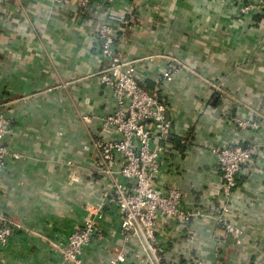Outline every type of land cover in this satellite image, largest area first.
<instances>
[{"label":"crops","instance_id":"crops-1","mask_svg":"<svg viewBox=\"0 0 264 264\" xmlns=\"http://www.w3.org/2000/svg\"><path fill=\"white\" fill-rule=\"evenodd\" d=\"M78 1L60 0L55 6L52 0H0V110L11 121L5 143L19 156L7 162L0 177V214L28 230L11 236L0 255L5 264H70L50 243L63 241L79 226L85 204L100 200L97 194L90 197L88 189H108V181H99L94 171L90 134L95 126L89 130L80 119L86 112L112 110L111 94L89 77L105 66L96 40L104 16L92 8L77 21L71 15ZM193 1L188 10H173L172 0H161L168 8L163 19L142 15L145 30L117 45L137 73L152 81L168 62L143 61L148 55L175 57L197 72L198 77L178 74L160 92L182 152L162 169L157 187L162 193L178 187L186 206L206 207L213 198L203 192L220 184L210 147L238 141L259 149L243 169L240 197L231 212L242 238L224 240L223 229L201 220L179 225L160 219L154 233L170 245L173 264L195 259L264 264V132L237 131L218 120L229 108L237 116H264V36L253 24L236 19L230 0ZM120 5L115 0L110 8ZM227 34L229 44L222 41ZM202 35L211 43L202 46ZM208 50L210 58L204 54ZM202 78L216 81L227 98ZM67 162L74 166L77 183L68 182ZM102 212L101 233L82 263L107 264L121 251L125 263H133L141 252L137 242L124 241L116 208L108 204Z\"/></svg>","mask_w":264,"mask_h":264},{"label":"built area","instance_id":"built-area-1","mask_svg":"<svg viewBox=\"0 0 264 264\" xmlns=\"http://www.w3.org/2000/svg\"><path fill=\"white\" fill-rule=\"evenodd\" d=\"M92 1L79 0L71 16L78 21L92 8L94 14L104 16L98 25L96 40L105 66L89 74V77L94 78L103 90L111 94L113 105L112 110L105 115L86 112L80 115V119L89 130L95 126L90 134L95 156L94 171L102 180H107L109 185L106 190L88 189L90 197L97 194L100 200L85 204L79 226L69 232L63 241L50 243L52 249L65 262L83 264L88 248L101 233L102 209L108 204L119 213L118 227L124 241L133 239L140 247L141 252L134 256L131 264H173L170 245L154 233L160 219L179 225L201 220L223 229L224 240L242 238L243 232L236 227L231 212L240 197L238 182L243 169L251 163L259 148L256 145L244 147L238 141L210 147L209 153L220 173V184L216 190L213 188L203 192L204 197L213 198L206 207L186 206L184 195L178 187H170L162 193L157 187L156 178L161 175L163 168L176 163L179 156L167 141L174 131L170 112L155 93L139 85V81L150 77L137 73L132 62L120 53L115 40L118 34H124L127 38L128 34H138L145 30L140 24L142 15L150 16L151 21L156 16L162 20L168 8L161 0H121L117 9L106 7H110L115 0H95L91 8ZM224 1L221 0V3ZM230 1L238 21L254 25L255 17L264 12V0ZM52 2L55 6L60 5V0ZM172 2L173 10H188L194 1ZM258 26L264 36V22ZM21 42L24 44L25 40ZM156 58H165L168 65L163 72L154 76L155 83L170 82L182 71L198 77L195 69L175 57L148 55L142 60L151 63ZM210 81H206V84L216 90L217 87ZM228 112L229 109L222 115L223 119L218 120L227 122L237 131L264 132L263 115L253 114L239 119L228 115ZM10 128V119L0 110V177L7 162L19 158L5 143ZM67 166L71 168L69 184L77 183L79 179L72 169L73 164L67 162ZM18 231L28 232L18 222L0 214V255L8 246L11 236ZM0 264L5 262L0 260ZM107 264H126L124 253L119 252ZM192 264L206 263L195 259Z\"/></svg>","mask_w":264,"mask_h":264},{"label":"trees","instance_id":"trees-1","mask_svg":"<svg viewBox=\"0 0 264 264\" xmlns=\"http://www.w3.org/2000/svg\"><path fill=\"white\" fill-rule=\"evenodd\" d=\"M95 4V0H93L91 3H90V7L92 8ZM108 8H110L109 6H106ZM94 11V9H93ZM261 18L264 19V12L261 13V14H258L256 17H255V23H254V27L258 29V31L260 32L259 30V21L261 20ZM261 33V32H260ZM126 35L124 34H118L116 40H115V45H118V44H121L123 42ZM257 63V60L254 59ZM10 62V61H9ZM184 63V62H183ZM10 64V63H9ZM167 67V66H166ZM0 69L2 70V73L4 72L3 69H2V65L0 63ZM165 83L163 82H157L155 83L154 81H152V79L148 78V79H145V80H141L139 81V85L144 88L146 91L150 92V93H155L156 96L158 97L159 101L163 102L165 104V106L168 108V103L165 101L164 97L162 96V94L160 93L162 91V88L164 86ZM169 109V108H168ZM170 112V111H169ZM228 115H233V116H236L234 115V112L233 110H230L228 112ZM248 117V116H247ZM167 141L169 143V145L174 148L175 150H177L178 154L182 152V148L180 146V142H179V139L176 138L173 134H171V136L169 138H167ZM242 146H246V145H243L241 142H239ZM248 146V145H247ZM98 180L101 181V177L99 176L98 177ZM239 183V182H238Z\"/></svg>","mask_w":264,"mask_h":264},{"label":"rangeland","instance_id":"rangeland-1","mask_svg":"<svg viewBox=\"0 0 264 264\" xmlns=\"http://www.w3.org/2000/svg\"><path fill=\"white\" fill-rule=\"evenodd\" d=\"M222 41L225 43V44H229L230 43V41H231V38H230V36L227 34V35H223V38H222ZM207 42H209L208 41V37H206V36H204V35H202L201 36V45L202 46H205L206 44H207ZM209 43H211V41L209 42ZM208 43V44H209ZM207 54L208 56H209V58L210 57H212V52H210L209 50L208 51H205L204 52V54ZM257 60V59H256ZM186 66H188V65H186ZM189 67V66H188ZM183 72V71H182ZM181 72V73H182ZM212 85H215L216 87H217V89H216V91H218L221 95H223V97H226L225 96V94H226V92L223 90H221L220 89V87L218 86V84L216 83V81H214V82H212L211 83ZM216 91H215V89H213V92H215L216 93ZM227 98V97H226ZM230 101H232V100H230ZM238 102H235V104H236V106L238 107L239 105L241 106V104L240 103H238ZM243 106V105H242ZM228 110V109H227ZM229 111H230V108H229ZM227 112V111H226ZM237 116V115H236ZM219 118H222V116H219ZM237 118H242V116H237ZM223 119V118H222ZM224 121V120H223ZM57 244V243H56ZM61 259H62V257H61ZM63 260V259H62ZM63 262H65L64 260H63Z\"/></svg>","mask_w":264,"mask_h":264}]
</instances>
